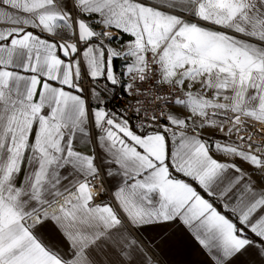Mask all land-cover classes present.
Masks as SVG:
<instances>
[{
	"label": "snow or ice",
	"instance_id": "1",
	"mask_svg": "<svg viewBox=\"0 0 264 264\" xmlns=\"http://www.w3.org/2000/svg\"><path fill=\"white\" fill-rule=\"evenodd\" d=\"M185 232L264 264V0H0V264H160Z\"/></svg>",
	"mask_w": 264,
	"mask_h": 264
},
{
	"label": "crops",
	"instance_id": "2",
	"mask_svg": "<svg viewBox=\"0 0 264 264\" xmlns=\"http://www.w3.org/2000/svg\"><path fill=\"white\" fill-rule=\"evenodd\" d=\"M113 34L115 35V33ZM120 40H123V37H120ZM123 41L124 44H121L119 40L115 41L114 46L117 47L118 50H125V45L128 41ZM123 63V60H118L117 67L123 69L121 67ZM204 134L206 136H209V138H215L208 131H206ZM78 147L81 149L86 148L83 142H80L78 144ZM86 150L91 151V148L89 147ZM105 179L109 185L111 194L113 196L114 188L120 183V178L117 177L116 179H112L111 177L105 176ZM156 255L160 258V264H209L207 257L200 250L197 242L186 232L182 234V237L176 247L171 249L165 248L163 251H160L158 249Z\"/></svg>",
	"mask_w": 264,
	"mask_h": 264
},
{
	"label": "built area",
	"instance_id": "3",
	"mask_svg": "<svg viewBox=\"0 0 264 264\" xmlns=\"http://www.w3.org/2000/svg\"><path fill=\"white\" fill-rule=\"evenodd\" d=\"M123 70V69H121ZM90 85L88 82H85V88H88ZM151 85H146L143 90H147V88H150ZM107 106L109 107V111H113L116 113L122 112L124 109H127V112L125 115H127L130 118V123L132 125H135L138 123L137 120V114L135 112V109L138 107L135 100H133L131 97L127 95V89H120V87H117V90L114 94H110L108 96L107 100ZM139 107H143V105H140ZM97 185V195H96V202L97 203H112V194L109 188V185L105 179V176L103 175V172L101 171L100 177L96 180ZM49 211H56V207L49 209ZM155 258L157 260H160V258L155 255Z\"/></svg>",
	"mask_w": 264,
	"mask_h": 264
},
{
	"label": "trees",
	"instance_id": "4",
	"mask_svg": "<svg viewBox=\"0 0 264 264\" xmlns=\"http://www.w3.org/2000/svg\"><path fill=\"white\" fill-rule=\"evenodd\" d=\"M123 40H127L126 36H125V37H123Z\"/></svg>",
	"mask_w": 264,
	"mask_h": 264
}]
</instances>
